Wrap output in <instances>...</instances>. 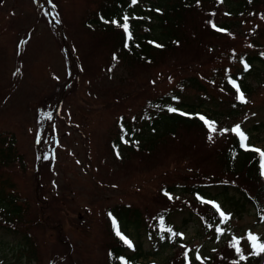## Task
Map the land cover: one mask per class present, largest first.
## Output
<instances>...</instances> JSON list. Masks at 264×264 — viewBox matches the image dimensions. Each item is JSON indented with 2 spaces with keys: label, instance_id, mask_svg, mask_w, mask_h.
I'll return each instance as SVG.
<instances>
[{
  "label": "trees",
  "instance_id": "1",
  "mask_svg": "<svg viewBox=\"0 0 264 264\" xmlns=\"http://www.w3.org/2000/svg\"><path fill=\"white\" fill-rule=\"evenodd\" d=\"M84 1L86 7L77 23L91 38V54H99L107 70L122 66L127 76L135 79L139 73L170 66L178 79L173 85L166 76L173 85L169 90L147 100L140 112L132 110L131 119L125 113L116 119L114 132L106 140L108 151L116 162L121 161L122 168L133 155L148 163L172 155L175 167L188 169L170 173V184L160 191L158 201L141 207L115 204L103 211L104 264H139V260L157 257L166 249H178L181 235L190 227L214 240L234 216L249 210L264 220L262 160L246 148L249 132L243 131V147L231 128L211 143L207 138L209 124L204 122L210 120L217 128L223 118H235L248 106L239 96L249 98L253 90L246 79L264 68L263 35L257 32L259 28H251L256 22L264 26V0H156L148 11L139 5L141 0ZM224 7L230 13V23L221 22ZM125 17L127 31L123 27ZM146 26L151 32L144 29ZM238 26L245 30L241 49L234 51L230 45H222L221 39ZM218 44L226 47L225 64L208 79L197 70L198 52L205 48L214 51ZM180 57L186 60L183 67L177 62ZM200 109L206 118L194 115ZM145 132L149 134L138 142L136 136ZM17 146L15 134L0 131V251L9 240L16 241L17 263L25 258L32 264L39 259L31 231L42 223L36 213L42 207H33L29 197H22L12 179L18 173L27 178L30 171ZM248 245L230 236L211 254L206 248L203 261L189 262L190 249L184 247L166 264H250V241ZM71 251L74 249L68 255ZM3 257L0 255V264H9Z\"/></svg>",
  "mask_w": 264,
  "mask_h": 264
},
{
  "label": "rangeland",
  "instance_id": "2",
  "mask_svg": "<svg viewBox=\"0 0 264 264\" xmlns=\"http://www.w3.org/2000/svg\"><path fill=\"white\" fill-rule=\"evenodd\" d=\"M155 2L141 0L139 5L148 11ZM85 7L84 0H0V131L15 134L18 151L29 165L27 178L20 173L12 176L18 191L30 198L33 207H42L36 211L42 223L31 231L39 259L32 264H104L103 211L115 204L141 207L158 201L160 191L170 184V173L188 170L175 167L172 155L152 163L133 155L122 168L121 161L116 162L108 151L105 144L116 119L122 113L131 119L132 110L140 112L147 100L165 93L178 79L170 66L139 73L135 79L122 66L107 70L102 57L91 54V38L77 23ZM227 14L224 7L221 22H231ZM252 27L259 28L264 41V26L256 22ZM144 29L151 32L150 27ZM244 30L238 26L222 37L221 44L240 50ZM218 46L214 51L205 48L198 52L197 70L208 79L225 64L226 47ZM185 61L180 57L177 62L183 67ZM246 83L253 90L244 99L248 106L235 118H223L215 131L209 128L207 138L215 143L237 124L249 132L250 149L262 153L264 68L247 77ZM202 111L194 115L206 118ZM254 126L258 131L252 130ZM148 134L136 136L137 141ZM123 144L127 146V142ZM187 152L194 156L193 151ZM122 154L126 157L125 151ZM226 228L219 240L234 234L248 248L250 235L264 236V224L250 210L234 216ZM182 244L138 263L166 264L184 247L190 249L189 262L203 261V251L208 248L212 253L216 247L215 241L193 227L183 233ZM17 245L9 240L0 255L9 264H27L25 258L17 263ZM143 246L148 244L143 242ZM254 255L259 258L256 264H264V251ZM254 257L250 264H255Z\"/></svg>",
  "mask_w": 264,
  "mask_h": 264
},
{
  "label": "snow or ice",
  "instance_id": "3",
  "mask_svg": "<svg viewBox=\"0 0 264 264\" xmlns=\"http://www.w3.org/2000/svg\"><path fill=\"white\" fill-rule=\"evenodd\" d=\"M123 27H124L125 31L128 30L127 17H125V24L123 25ZM237 91H239L238 87H237ZM239 99H240L241 102H246L244 100V97H243L242 94L239 96ZM170 111H175V109H170ZM201 119H204V118L201 117ZM204 122H205V124H209V122L207 120H205ZM209 128H210V130L215 131L214 125L209 124ZM232 131L237 133L240 136V138H241V146L242 147L245 146L244 145V141L246 140V137L244 136V134L242 132H240L239 126H236ZM209 138H211V137H209ZM261 156H264V152L261 153ZM117 235H119V232H117ZM121 238L123 239V237H121ZM249 239L253 242L252 246H253L254 249H257V247H258V251H255L254 254H259L260 251H264V245H259L258 246L256 244V239H257L256 237L250 235ZM125 243H128V241L125 240ZM237 251L239 252V248H237ZM241 259H244L243 255H241Z\"/></svg>",
  "mask_w": 264,
  "mask_h": 264
}]
</instances>
